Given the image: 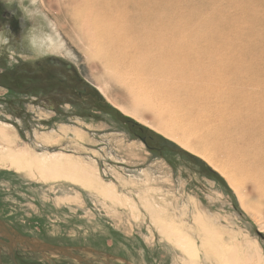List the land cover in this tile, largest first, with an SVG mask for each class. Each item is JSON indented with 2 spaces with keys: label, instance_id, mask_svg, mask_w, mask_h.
<instances>
[{
  "label": "rangeland",
  "instance_id": "rangeland-1",
  "mask_svg": "<svg viewBox=\"0 0 264 264\" xmlns=\"http://www.w3.org/2000/svg\"><path fill=\"white\" fill-rule=\"evenodd\" d=\"M62 1L0 0V121L17 130V147L70 157L106 192L82 187L78 170L38 182L0 168V220L45 243L96 251L82 253L91 264H264V198L222 167L223 158L206 160L158 132L152 107L142 113L145 122L119 111L129 103L125 93L59 20L67 12ZM191 1L205 16L220 7L238 14L227 7L232 0ZM35 37L53 42L39 53ZM48 58L75 74L53 68V84L31 76ZM104 82L110 98L99 90ZM43 137L54 142L42 144ZM184 237L190 254L181 248ZM18 254V264H79Z\"/></svg>",
  "mask_w": 264,
  "mask_h": 264
},
{
  "label": "bare ground",
  "instance_id": "bare-ground-1",
  "mask_svg": "<svg viewBox=\"0 0 264 264\" xmlns=\"http://www.w3.org/2000/svg\"><path fill=\"white\" fill-rule=\"evenodd\" d=\"M62 3L67 12L59 20L68 21L76 41L90 46L88 61H98L107 81L125 93L129 103L119 111L144 121L142 113L152 107L158 132L201 158H223L222 167L241 174L264 198V0H232L227 7L238 14L216 5L224 10L210 16L191 0ZM52 42L35 37L33 46L40 53ZM106 85L99 87L104 96ZM16 131L0 121V168L38 182L78 170L82 187L106 192L70 157L17 147ZM51 140L41 138L49 146ZM179 240L184 252H193L186 237Z\"/></svg>",
  "mask_w": 264,
  "mask_h": 264
},
{
  "label": "water",
  "instance_id": "water-1",
  "mask_svg": "<svg viewBox=\"0 0 264 264\" xmlns=\"http://www.w3.org/2000/svg\"><path fill=\"white\" fill-rule=\"evenodd\" d=\"M145 142L144 140H142ZM7 241H6V240ZM5 246L10 255L12 264H17L14 258L15 250L21 249L26 252L43 256L44 258L59 257L63 259L77 261L79 264H91L82 253L98 254L88 248H73L61 245H53L40 240L25 236L0 220V246ZM0 264L2 263L0 252Z\"/></svg>",
  "mask_w": 264,
  "mask_h": 264
},
{
  "label": "flooded vegetation",
  "instance_id": "flooded-vegetation-1",
  "mask_svg": "<svg viewBox=\"0 0 264 264\" xmlns=\"http://www.w3.org/2000/svg\"><path fill=\"white\" fill-rule=\"evenodd\" d=\"M23 63H18V66H16V67L19 68L20 67L19 64H23ZM23 65H25V64H23ZM35 65H37L36 73L35 72L32 73L31 76H34V75L42 76V78H41V82L42 83L44 82V83H48V84H53L56 81V78L51 76V74L53 73V72H51L53 68L60 69V70H67L70 74L71 73L75 74L74 71L72 70V67H70L68 64H66L63 61H59V59H56V58H48V59H45V60L41 59ZM25 74L28 75V73H25ZM57 81H59L60 84H65L63 82L65 80L57 79ZM20 90L27 91L25 88H22ZM20 250L21 249H16L15 250L14 258H15L16 262H17V258H18V255H19L18 253H19ZM0 252H1L2 263L6 264L5 263V259H8L9 262L12 264L11 255H10L8 249L5 246H3V245L0 246ZM17 264H18V262H17Z\"/></svg>",
  "mask_w": 264,
  "mask_h": 264
}]
</instances>
